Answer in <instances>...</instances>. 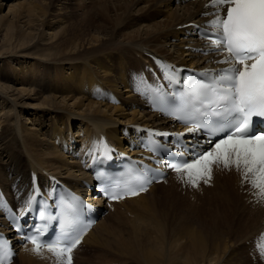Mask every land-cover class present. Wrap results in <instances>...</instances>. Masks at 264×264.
I'll list each match as a JSON object with an SVG mask.
<instances>
[{"label":"bare ground","instance_id":"6f19581e","mask_svg":"<svg viewBox=\"0 0 264 264\" xmlns=\"http://www.w3.org/2000/svg\"><path fill=\"white\" fill-rule=\"evenodd\" d=\"M45 1L17 0L6 14L0 15L5 31L17 40L14 53L9 51L7 58L13 54L16 58L13 63L19 62L16 69L13 67L17 70L15 75L1 76L7 83L0 82V112L7 109L12 113L10 123L0 115V183L5 186L13 182L14 189L21 186L33 170L51 171L74 188L81 183L80 179L86 178L77 164L78 159L68 157V161L66 153L59 150L67 152L69 140L77 135L71 134L69 124L63 122L70 116L84 119L80 120L85 126L80 132L82 143L97 138L98 132H104L122 145L120 134L129 123L146 127L160 125L163 129L172 126L169 120L148 112L144 103L127 88L128 73L138 72L146 61L142 54L145 50L181 65L204 67L216 60L215 57L208 60L209 56L203 57L193 50L202 42L185 33L207 18L202 15L207 10L199 0H109L105 8L112 13V29L101 31L98 28L91 32L94 14L87 13L91 15L87 20L88 29H83L82 33L79 29L77 32L72 30L68 36L61 31L49 32V38L55 42L51 41V48H58L57 57L39 61L16 53L21 52L27 39V47L36 40L25 29L30 22L47 16ZM57 1L58 11L63 10L67 0L63 3L62 0H47V6ZM68 2L72 4L71 0ZM158 17L162 18L158 20ZM105 20L110 21L109 17ZM19 21L25 29L13 27ZM188 23H192L191 26H187ZM86 46L87 49L82 51ZM41 62V65L48 64L42 67ZM49 65L59 67L62 72L50 76L46 70ZM39 69L42 80L48 79L49 89L42 87L41 83L34 85L31 78L21 80L24 74L32 76ZM15 80L18 82L16 88L12 85ZM72 89H77L81 95L74 96ZM107 89L119 93L121 104L127 107H117L120 103L109 100ZM99 97L102 99L97 100ZM39 105H48L51 109L49 115L34 108ZM23 109L29 118L40 120V128L28 129L26 122L22 123ZM44 120L49 122L45 124ZM55 120L68 127V133L62 134ZM52 124L55 125L51 129ZM44 132L49 133L47 141L40 136ZM178 177L181 174H171L167 184H163L164 181L153 184L146 193L115 205L106 221L97 222L84 238L83 246H88L84 256H90L87 261L100 258L99 254L105 258L112 254L113 258L118 256L116 262L126 264H261L264 258L259 256L257 245L260 243H257L256 234L264 225V198L256 194L258 190L250 182L242 179L241 172L234 166L226 169L222 165H213L212 179L207 187L210 189L207 192L209 198L200 204L188 197L187 193L194 195L196 189H192L186 176L184 185L180 184ZM203 181L200 180L198 185ZM186 196L189 199L181 209L180 203ZM110 219L112 222L108 224ZM18 264L61 262L46 252L24 248L18 256Z\"/></svg>","mask_w":264,"mask_h":264},{"label":"snow or ice","instance_id":"6c2138e0","mask_svg":"<svg viewBox=\"0 0 264 264\" xmlns=\"http://www.w3.org/2000/svg\"><path fill=\"white\" fill-rule=\"evenodd\" d=\"M205 7L212 10L205 13L212 17L206 38L222 56L216 63L226 67L214 73L209 82L199 80L188 85L179 97L170 99L157 91L153 104L177 120L192 124L189 132L203 131L209 137L221 138L209 139L208 143L214 146L193 154L191 161L178 152L179 159L171 167L196 187L200 180L211 181L213 165L226 169L234 166L242 179L258 190L256 194L264 198V128H255L257 120L264 121V0H209ZM171 79H175V74ZM155 150L159 151V147ZM149 183L146 176H137L135 183L125 184L123 191L126 195H139L147 191ZM111 198L122 197L113 194ZM33 199L26 201L29 210ZM40 215L43 217L44 212ZM59 221L61 235L47 243V248L66 264H72L73 250L84 235L80 230L79 203L65 206ZM31 243L33 250L39 252L42 244L37 236L31 237ZM257 247L264 256V247ZM12 255L7 242L0 238V264H8Z\"/></svg>","mask_w":264,"mask_h":264},{"label":"rangeland","instance_id":"374dc122","mask_svg":"<svg viewBox=\"0 0 264 264\" xmlns=\"http://www.w3.org/2000/svg\"><path fill=\"white\" fill-rule=\"evenodd\" d=\"M16 1L17 0H9V1L6 0V2H4V0H0V15L6 14L8 12V10L13 7L14 2H16ZM68 1L69 0H67V2L63 5L64 9L61 11H58V9H57L59 6L57 4L58 1L56 3L53 2V4H51L50 6H47V0H46L45 4H46V7L48 9V13H47L46 17L42 18L43 16H41L37 22L35 20L30 22L28 25L29 27L27 28V26H26V29L24 27H22L20 21L16 25H13L14 28L20 29V27H21V28L29 31L31 33V36L36 38V40L28 47H27V44L29 42V39H27V41L24 44L21 52L18 51L16 53L24 54L26 56H30V57L34 58L35 60L37 58L39 61H41L42 59H51V58L55 57L56 56L55 53L58 52V48H56V49L51 48L52 47V43H51L52 39L49 38V35H50L49 32L51 33L54 31L55 32L61 31V32H65L66 36H68L72 30H76V32H77L78 31L77 29H79V30H81V33H82L83 29L84 30L88 29L87 20L91 15H87V13L94 14L93 15L94 18L92 21V23H94V28L89 29L91 32L93 30L97 31L98 28L101 31L112 29L113 22H114V20L111 18L112 13L108 12L105 8V6L106 7L108 6L109 0H71L72 4H69ZM103 1H105V4L103 3ZM63 2L64 1L62 0V3ZM127 2H128V0H127ZM161 16H163V14H161ZM105 17H109L110 21L107 22V20H105ZM160 18H162V17H158L157 19L159 20ZM3 21L4 20H2L0 22V54L2 53L0 55V82H5L3 80V77H10V76L12 77V75H15V73L17 72V70H15L16 69L15 67H17L19 65L18 61H15L13 63L14 59H16L13 57V54H11V57L7 58V55H9V53H8L9 51H13L12 53H14V49L16 47H13V46H15L14 42H17V40L14 39V37H11V35H9L8 31H5V28H4L5 25L3 24ZM105 21H106V23H105ZM38 23L40 24V26L39 25L36 26ZM138 23H140L139 20H138ZM35 29H37V30L35 31ZM31 30H34V31H31ZM101 35L102 34H99V36H101ZM52 42L55 43L54 41H52ZM86 49H87V46L85 48H82L81 50L84 51ZM49 52H51V53H49ZM19 61H23V60H19ZM54 63H60V62L54 61ZM61 63H64V62L61 61ZM71 63H73V62H71ZM39 64L41 65L42 62ZM46 64H48V63H46ZM46 64L41 65V66L44 67ZM41 66H40V68L42 69ZM65 67L67 68V65H65ZM46 70L49 71L50 76L51 75L54 76V74H56V73L59 74V72H62V70L59 69V67H55V65H49V68ZM46 70L44 72H46ZM1 76H3V77H1ZM24 76L25 77H23L21 80H24V79L28 80L29 78H31L34 80V83H33L34 85L35 84L38 85L41 83L40 85L42 87H44L45 89H46V87H47V89H49V87H50L48 84L47 78L45 80H42L40 69L37 71H34L32 76L25 75V74H24ZM19 77H21V76H19ZM19 77H17V78L19 79ZM5 83H7V82H5ZM12 85H13V87L16 88L18 86L17 80L13 81ZM27 85H30L28 81H27ZM52 90H54V88H52ZM84 90L87 91L86 88ZM77 91H78L77 89H72L71 94L73 93L74 96H77V94L79 93ZM117 94H119V93H117ZM79 95H81V94H78V96ZM100 99H102V98L99 97L97 100H100ZM105 101H107V100H105ZM117 107H124V109H125L127 106L124 103H122V104L120 103V105H118ZM34 108L40 109L43 112H47L48 115H49V112H51V111H49L51 109L48 105H39V106L34 107ZM27 109H28V107L25 108V110H27ZM25 110L23 109L21 112L22 113V115H21L22 123L26 122L25 124H26V127H28V129L34 128V127L40 128L39 127V121L40 120L38 118L34 119L33 117H30L31 118L30 119L28 117V115H26ZM11 114H12L11 111H8L7 109H4V111L2 110L0 112V115H2L4 118L6 117L8 122H9V119L11 117ZM63 114H65V113H63ZM68 114L69 113H66L65 115H68ZM58 115H60V114H58ZM40 116H42V115H40ZM27 117H28V119L26 120ZM80 120L84 121L83 118H79L78 116H70L69 120L65 119V120H63V122L69 124L71 134H78L79 133L78 137H77V135L73 137V140H77V141L81 142V136L82 135H80L81 134L80 132L82 131V129L85 128V126H82V122ZM42 122H45V124H47L49 121L44 120ZM55 123H58L59 127L62 130V134H66V132L68 133V127H65L64 124L61 125L59 122H56V120H55ZM53 125H55V124H52L51 129H52ZM81 126L83 127L82 129H80ZM0 130H1V127H0ZM40 136L45 138V141H47V139H49V133L47 135L44 132V134L40 135ZM71 140H72V138H71ZM71 140H69V143L71 142ZM52 141H54V140L52 139ZM57 141H59V140H57ZM57 145H58V148H60L59 146H61V145H59L58 143H57ZM59 150L62 153H66L65 155H67V157H65V158H67L68 161L70 160L69 158H71L75 161L77 160L74 157H72L71 155H69L68 152H65L62 149H59ZM77 162H78V160H77ZM178 180L181 181L182 178H179ZM164 184H167V183H164ZM164 186H167V185H164ZM189 187H191L190 184H189ZM207 187L208 186H204V182H201L200 185L192 188L193 190L196 189V191H194L195 192L194 195H191L189 192L187 193V195L189 194V196H188L189 198L196 199L195 202H197V204H200L202 202H205V200L209 198V195L207 192H209L208 190H210V189H207ZM198 188L201 190H199ZM188 197L186 196V198L183 199L184 202L182 204L180 203L181 209L183 208V204L186 202V200L189 199ZM106 217H107V215L104 216L102 219L104 220ZM231 217L233 218V215H231ZM105 221H106V219H105ZM107 221H108V224L112 222L111 219L107 220ZM86 249H88L87 245L82 246L81 248H79L77 250L78 253L80 254V255L78 254L80 262H84L85 260H87L86 258L90 257V256H88V257L84 256ZM243 252H245V251L243 250ZM98 256L100 258L94 257L90 262L87 261L86 263H89V264H101V263H104V264H122V263L126 264V262H122V263H120V261L116 262L118 260L117 255H115L114 258L111 257V256H114L112 254L107 255L106 256L107 258L103 257L100 254ZM119 260H121V259H119ZM15 261H16L15 264H18V257ZM261 264H264V262H261Z\"/></svg>","mask_w":264,"mask_h":264}]
</instances>
